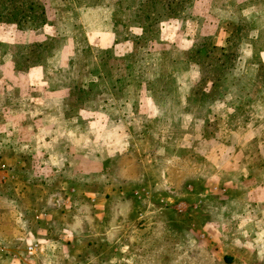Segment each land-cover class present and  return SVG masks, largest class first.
I'll use <instances>...</instances> for the list:
<instances>
[{
	"label": "rangeland",
	"instance_id": "1",
	"mask_svg": "<svg viewBox=\"0 0 264 264\" xmlns=\"http://www.w3.org/2000/svg\"><path fill=\"white\" fill-rule=\"evenodd\" d=\"M262 181L264 0H0L9 251L41 243L35 264L254 257L264 228L244 206Z\"/></svg>",
	"mask_w": 264,
	"mask_h": 264
},
{
	"label": "crops",
	"instance_id": "2",
	"mask_svg": "<svg viewBox=\"0 0 264 264\" xmlns=\"http://www.w3.org/2000/svg\"><path fill=\"white\" fill-rule=\"evenodd\" d=\"M70 193V192H69ZM69 193H65L64 199H67L68 201L73 200V195H69ZM249 195L252 196V199H248L247 203L249 204L245 205V213L249 216H252L253 218H256L259 216L260 220L258 223V228L263 227L264 228V181L257 183L252 189L249 190ZM98 201V198H95L93 202ZM3 206V207H1ZM10 207V206H9ZM0 209H6L5 203L0 200ZM8 211V210H7ZM21 215V214H19ZM23 215L26 216V213H23ZM21 215V216H23ZM263 217V219L261 218ZM22 221V220H21ZM24 221H26V218H24ZM24 223V222H23ZM263 224V225H261ZM25 227V226H24ZM23 227V228H24ZM262 229V228H261ZM33 232V229H30L27 231L26 228H24V231H21V234H29ZM30 241V240H28ZM33 243L38 242H29V244L26 246V250L23 253H20V256L18 253L14 251H9V247L6 245V240L3 239V237L0 235V258H2V261H0V264H35L38 263L40 257L43 256L44 253V245L39 243L41 245L40 254L36 256V252L34 255L29 256L27 254V247ZM256 248L261 249L259 250L254 257H243V256H237V258L233 259L230 255H224L222 258H220L217 263L218 264H264V242L262 244H258Z\"/></svg>",
	"mask_w": 264,
	"mask_h": 264
},
{
	"label": "built area",
	"instance_id": "3",
	"mask_svg": "<svg viewBox=\"0 0 264 264\" xmlns=\"http://www.w3.org/2000/svg\"><path fill=\"white\" fill-rule=\"evenodd\" d=\"M41 249V245L39 243H33L27 247V254L29 256L34 255L37 251Z\"/></svg>",
	"mask_w": 264,
	"mask_h": 264
}]
</instances>
